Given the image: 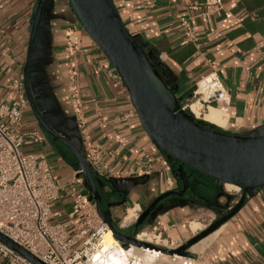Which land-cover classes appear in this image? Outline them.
I'll return each instance as SVG.
<instances>
[{
	"label": "crops",
	"instance_id": "0c3cea01",
	"mask_svg": "<svg viewBox=\"0 0 264 264\" xmlns=\"http://www.w3.org/2000/svg\"><path fill=\"white\" fill-rule=\"evenodd\" d=\"M114 1L129 31L164 65L181 104L190 98L195 83L215 67L230 95L228 110L219 107L229 114L224 129L264 132V0H224L225 8L210 16L190 10L183 0ZM37 4L38 0H0V104L17 102L10 82L19 75L24 80ZM226 12L232 15L227 17ZM179 14L190 17L194 38L188 43H183L186 27ZM71 29L79 40L75 79L90 139L101 157L102 173L96 172V182L102 208L116 227L130 230L139 219L130 216L131 209L141 215L157 197L174 190L169 189L168 180L178 182L177 191L184 184L174 169L175 160L151 140L117 69L84 28L69 0L47 1L30 65V86L43 117L83 149L70 100L66 40ZM98 110L106 118L104 126L98 122ZM30 111L27 106L21 127L41 131L45 143L52 147L46 152L56 173L64 172L62 177L57 173L62 188L53 209L59 213L56 218L66 221L74 216L72 184L96 201L86 178L78 176L81 168L71 150L52 139ZM215 181L206 176L190 180L184 195L160 201L137 233L148 232L160 241L185 242L206 222L213 223L216 214H226L239 198ZM196 209L204 211L197 216ZM192 220L202 224L196 233L189 228ZM204 241L202 250H192L196 264L263 263L264 187L249 195L243 208Z\"/></svg>",
	"mask_w": 264,
	"mask_h": 264
},
{
	"label": "water",
	"instance_id": "95a60500",
	"mask_svg": "<svg viewBox=\"0 0 264 264\" xmlns=\"http://www.w3.org/2000/svg\"><path fill=\"white\" fill-rule=\"evenodd\" d=\"M47 1L38 0L24 66L25 92L34 115L52 139L71 150L81 168L78 176L86 178L99 214L124 247L134 244L195 258L192 246L217 231L243 208L249 195L264 187V132L231 133L224 128L214 129L205 126L199 118L182 107L167 80L168 74L164 65L157 55L148 50L143 42L129 31L114 0H69L84 28L117 69L151 140L162 151L181 163L178 175L184 184L183 189L164 192L141 213L137 223L129 231L119 229L102 208V196L96 182L97 173L86 159L85 148L79 149L50 125L41 114L32 94L30 65ZM155 79L161 82L164 90ZM72 118L81 136L76 116ZM185 165L201 175L221 182L224 186L226 184L238 186L240 192L238 200L227 209L226 214L177 248H164L139 240L136 237L138 227L155 212L160 201L170 196H182L189 188L190 174L186 171ZM0 239L34 264H45L1 233Z\"/></svg>",
	"mask_w": 264,
	"mask_h": 264
},
{
	"label": "built area",
	"instance_id": "2783aa9c",
	"mask_svg": "<svg viewBox=\"0 0 264 264\" xmlns=\"http://www.w3.org/2000/svg\"><path fill=\"white\" fill-rule=\"evenodd\" d=\"M183 1L188 4L190 10L202 11L201 14L205 16L225 8L224 0ZM231 15V12H226L227 17ZM178 17L186 27L183 43H188L194 38L193 29L189 24L190 17L182 14ZM78 44L75 31L69 30L66 55L72 80L70 100L83 136L86 159L95 172L102 173L101 157L90 139L83 99L75 79L78 76ZM10 86L17 96V102L11 105L0 104V233L45 264H102L109 253L104 247L105 235L111 230L108 223L99 214L96 203L89 200L74 184L70 188L74 216L66 221H54L59 213L54 211L53 207L61 197L62 186L45 150V138L41 131L21 127L24 111L28 106L23 77L19 75L12 78ZM193 102L201 103L202 112L210 106H222L228 110L230 95L215 67L195 83L190 98L182 107L192 111ZM97 115L99 124L104 126L105 116L99 110ZM23 147H29L32 151L24 152ZM174 185V181L168 180L169 189ZM139 213V210H134L132 217L138 219ZM136 237L144 240L139 237V233ZM147 242L170 249L183 243L166 239L162 242ZM147 248L155 251L156 255L165 254L167 258L156 256L144 260L130 256L127 264H196L195 258L192 257ZM0 264L34 263L0 239Z\"/></svg>",
	"mask_w": 264,
	"mask_h": 264
},
{
	"label": "bare ground",
	"instance_id": "6f19581e",
	"mask_svg": "<svg viewBox=\"0 0 264 264\" xmlns=\"http://www.w3.org/2000/svg\"><path fill=\"white\" fill-rule=\"evenodd\" d=\"M155 82L163 89V85L157 79ZM201 103L193 102L191 105V110L197 118H202L206 122L222 129L225 128L228 124L229 114L225 109H221L217 106H210L208 110L204 113L201 111ZM203 113V114H202ZM228 190L239 191V187L232 184L225 185ZM133 215V209L130 210V216ZM129 216V217H130ZM189 228L191 231L195 232L202 228V224L199 221L193 220L189 223ZM216 232V231H215ZM214 232V233H215ZM213 234V233H212ZM210 236V235H209ZM139 237L150 241L151 236L148 233H139ZM207 238V237H206ZM151 241L154 242H162L158 241V238H153ZM205 244L204 239L198 242L197 244L192 246L193 251H200L203 249ZM104 247L108 250V256L102 264H127L130 261V256H135L136 258L149 260L152 257L159 256L161 258H167L165 254H158L152 249L143 246L132 245L130 248H123L119 245L118 241L115 239L113 232L110 230L106 233L104 238Z\"/></svg>",
	"mask_w": 264,
	"mask_h": 264
},
{
	"label": "flooded vegetation",
	"instance_id": "af4514ba",
	"mask_svg": "<svg viewBox=\"0 0 264 264\" xmlns=\"http://www.w3.org/2000/svg\"><path fill=\"white\" fill-rule=\"evenodd\" d=\"M28 107L31 108L29 101H28ZM209 127H212V128H214V129H220V128H218V127H214V126H211V125H209ZM173 159H174V158H173ZM174 160H175V159H174ZM175 162H176V165L174 166V169H177V171H178V169H179L181 163L178 162V161H176V160H175ZM185 169H186V171L190 174V180H191V181H194V180L199 181V180H200V176H201V177H202V176H205V175H201L199 172L195 171L194 169L190 168L189 166H186V165H185ZM180 182H182V180H181ZM215 182H216L215 184H218V185L221 186V188H224V185H223L221 182H218V181H215ZM177 184H178V182L175 183V185H174V187H173L174 190H177ZM181 184H182V183H181ZM175 188H176V189H175ZM179 190H180V189H179ZM225 190H226V189H225ZM186 195H187V193H186ZM161 202H162V201H161ZM219 217H220V214H216V217L214 218V220H212V222L215 221L216 219H218Z\"/></svg>",
	"mask_w": 264,
	"mask_h": 264
},
{
	"label": "rangeland",
	"instance_id": "374dc122",
	"mask_svg": "<svg viewBox=\"0 0 264 264\" xmlns=\"http://www.w3.org/2000/svg\"><path fill=\"white\" fill-rule=\"evenodd\" d=\"M204 113V112H203ZM202 113V114H203ZM30 114H32V111H30ZM194 114V113H193ZM200 120H203L202 118H199ZM205 121V120H204ZM211 125V124H210ZM212 126V125H211ZM214 126V125H213ZM225 131H228V129H225ZM38 149V148H37ZM37 149H35V150H37ZM45 149H46V151H51L52 150V147L50 146V145H48L47 143H45ZM22 151H24V152H29V151H32V149L31 148H29V147H23L22 148ZM59 175H61V177H62V175H63V171H58L57 172ZM66 175V174H65ZM226 186H224V188H225ZM226 189V188H225ZM227 190V189H226ZM227 192L228 193H233V194H235V195H237V197H239V194H240V192L239 191H233V190H227ZM201 211H204L203 209H196V211H195V213H196V215L198 216L200 213H201ZM205 211H207V210H205ZM210 214H212V213H210ZM64 219H62V218H56V219H54V221H63ZM193 221V220H192ZM207 224V222L205 223V225ZM204 225V226H205ZM125 231H129V228H126V229H124ZM148 233V232H147ZM149 234V236H151V240L153 239V235H151L150 233H148ZM150 240V241H151ZM158 241H160V239L158 238Z\"/></svg>",
	"mask_w": 264,
	"mask_h": 264
},
{
	"label": "trees",
	"instance_id": "16d2710c",
	"mask_svg": "<svg viewBox=\"0 0 264 264\" xmlns=\"http://www.w3.org/2000/svg\"><path fill=\"white\" fill-rule=\"evenodd\" d=\"M191 115H193L194 116V114H193V112L192 111H190V110H187ZM198 120V119H197ZM201 121V123H203L205 126H207V127H209V125H210V123H208V122H206V121H204V120H200ZM212 125V124H211ZM213 126V125H212ZM214 127H216V126H214ZM206 177H209V176H207V175H205Z\"/></svg>",
	"mask_w": 264,
	"mask_h": 264
}]
</instances>
